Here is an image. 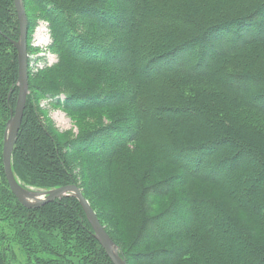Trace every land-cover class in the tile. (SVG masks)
<instances>
[{
    "label": "trees",
    "instance_id": "obj_1",
    "mask_svg": "<svg viewBox=\"0 0 264 264\" xmlns=\"http://www.w3.org/2000/svg\"><path fill=\"white\" fill-rule=\"evenodd\" d=\"M34 1L50 21L54 50L62 58L66 57L71 68L78 66L90 72L104 70L127 74L133 82V90L125 98H129L138 113L134 129L138 141H148L162 160L181 167L189 180L198 178L212 182L226 196L225 203L210 200L198 196L196 190L189 187L190 198L195 196L190 200L193 209L188 205L186 209L189 221L172 233H183L189 244L187 249L198 255L204 264H264V185L260 187L256 180V176L264 174V107L254 103L255 99L264 104L261 102L264 99V0H181L174 8H169L168 0H132L138 14L131 18L133 26L127 25L125 15L120 12L126 0ZM24 2L27 8L26 0ZM86 13L92 19L83 18ZM27 16L30 24L28 12ZM95 19L101 21H92ZM126 25L129 33L120 30ZM118 33L129 37L125 46H116L122 39L116 37ZM19 37L14 0H0L1 157L5 129L18 99V54L12 41ZM195 47L196 55L192 53ZM191 58L195 68L189 63ZM186 80L218 84L256 113L236 110L230 114L228 107L224 109L228 101L224 93L199 88L190 94L191 88L186 90ZM242 84L248 87H239ZM99 89L71 90L64 99L80 109H87L86 106L93 103L103 106L126 102L120 92L107 94L108 90ZM35 109L29 88L13 152L16 176L23 185L45 191L76 184L87 199L71 175L70 163L57 138L34 117ZM32 122L38 128L36 145L29 131ZM226 136L238 137L240 141L236 143ZM44 145L46 151L42 149ZM215 147L219 148L214 150ZM114 153L110 159L115 161L117 172L122 175V186L126 183L123 191H115L117 209L121 215L130 216L123 211L125 202L130 195V198L135 195L139 198L136 197V202L141 201L146 187L142 188L140 180L128 168H123L121 156L115 157L118 152ZM205 171L207 174L202 173ZM223 172L227 174L220 176ZM6 185L9 188L7 181ZM138 191L141 194L138 195ZM138 206L135 217L143 223L135 238L137 245L143 243L144 229L156 227L158 219L165 215L151 218L147 215V207L141 202ZM6 208L9 213H2ZM95 211L117 243L121 256L130 264L127 249ZM0 215V221L10 218L15 229L9 237L11 241L5 242L3 233L0 235V264H11L13 244L21 240L29 251L28 257L35 261L33 264H113L96 239L76 197L27 208L10 188L8 192L5 187L0 189ZM57 234L62 238L61 243L48 240L49 235ZM67 236L74 237L71 241L75 243L76 254L66 243ZM152 241L150 238L147 245H153ZM140 248L143 249L142 245ZM178 251L181 250L173 252L158 247L147 251L145 256L152 264H176ZM156 256L159 260L154 259ZM66 259L69 261H64Z\"/></svg>",
    "mask_w": 264,
    "mask_h": 264
},
{
    "label": "rangeland",
    "instance_id": "obj_2",
    "mask_svg": "<svg viewBox=\"0 0 264 264\" xmlns=\"http://www.w3.org/2000/svg\"><path fill=\"white\" fill-rule=\"evenodd\" d=\"M177 1L168 0L167 4L169 3V8H174L181 3V0ZM26 4V10L30 14V20H32L29 24L27 45L30 75L29 88L32 94L33 105L36 107V111L33 112L35 113L34 117H38L42 122L40 123L57 138L65 154L63 155L68 159V163H70L71 175H73L86 193L87 200L90 202L92 208L94 207L93 209L100 213L101 219L107 229L127 249L131 258L130 264H152L149 258L145 256V253L158 247H166L173 252L181 250L178 251L179 255L176 259V264H204L198 255L190 253L187 249L189 244L185 242L186 237L183 233L176 234L172 232L182 229V226L189 221L186 209H188L187 205L190 207V210L193 209L194 205L190 204V200L195 197L190 198L189 187L194 188L198 196L225 203L228 200L224 193L216 184H212V182L207 180H200L198 178L189 180L190 177L181 167L162 160L160 154L148 141H138L134 132L138 124V113L133 104L129 102V98H125V96L129 97L130 91L133 90L134 86L127 74L121 75L117 72L115 74L104 70L90 72L78 66L71 68L72 64L66 62V59H64L66 57L63 56L62 58V55L57 50H54V34L50 27V21L44 15V12L37 7L34 0H26ZM134 6L132 0H126V3L120 8V12L125 15L124 21L130 26L134 25L131 18H136L138 15ZM83 18L92 19L91 15L87 13L84 14ZM92 21L101 20L95 19ZM98 23L100 24L101 22ZM127 25L125 28L121 27L120 30L124 29L125 32L129 33L130 28ZM109 26L117 28L115 25ZM117 29L119 30V28ZM115 35L122 38L121 41L116 42L117 47L125 46L128 43V36L124 37L121 33ZM192 50V53L196 55V47ZM210 59L211 57H209ZM174 62L170 61V63ZM193 62L194 60L191 58L189 63L193 64ZM191 67L195 68L194 64ZM184 82L188 84L186 88L187 92L191 88L190 94L199 88L217 89L221 93H224L227 98L226 100H228V106L226 105L224 109L228 107L230 114L236 110L256 113L252 109H247L238 99L230 96L229 94L231 93L218 84L215 85L208 81L191 82L190 80H186ZM234 82L233 80L231 81L235 87ZM239 87L244 88L248 86L247 84H242ZM88 88L108 90L105 91L107 94L120 92L126 102L122 105L110 103L103 106H95L96 103H93L86 106L87 109H80L73 104H68L64 99L66 94L71 92V90H84ZM261 102L264 103V99ZM254 103L256 104H254L255 106L264 107V104L261 105L255 99ZM228 112H223V114ZM32 124L34 123L32 122ZM32 124L29 126V131L36 145L38 140L36 131L38 128L35 124ZM129 133L132 136L129 137ZM226 138H233L236 143L240 141L238 137L226 136ZM118 140H121L120 143H117ZM117 146L119 147L116 148ZM218 148L215 147L214 150ZM42 149L46 151V145L42 146ZM90 151L92 153H89ZM23 152L25 153V150ZM112 152H115L114 154L118 152L116 156L113 155L112 157L121 156L120 163L122 162L125 166L123 168H128L140 180L142 188L146 187V192L140 197L141 201L138 200L136 202L137 196L135 195V198H130L132 197L130 195L129 201L125 202L123 211L129 213L130 216L127 214L125 216L121 215L119 209H117L118 200L116 201L115 191L120 189L123 191L126 183L122 186V175L117 172L118 168L115 165V161L110 159V155L113 154ZM45 153L48 154V152ZM170 155L174 156L172 152ZM206 172L202 173L207 174ZM226 174L227 172H223L220 176ZM216 178L220 179L219 177ZM256 180L260 187L264 185V174L256 176ZM6 181L2 155V157L0 156V189L6 187L9 192L10 187H7ZM186 181L188 182L186 183ZM183 182L186 184H182ZM232 182H234L233 179ZM139 194H141V191H138ZM140 202L144 207H147V215L151 216V218L162 213H165V215H162L158 219L156 227L144 229L142 236L143 243L137 245L135 238L138 237L139 233L137 232L143 223L142 220L135 217V211H137V208L139 209L138 204ZM199 212H202V209ZM2 213H9V210L6 208ZM0 217L2 216L0 215ZM2 220L5 221H0V235L3 233V240L5 239V242L11 241L9 237H12L15 231L11 224L12 220L6 217ZM151 225L152 223L150 222ZM58 229L61 230V228ZM33 238L36 239L35 236ZM73 238V236H67L66 243L72 249V253L76 254L73 248L75 243L71 241ZM150 238L154 240L152 241L153 245H147ZM26 240L24 237L23 241ZM48 240L56 244L62 242V238L58 234L49 235ZM159 241L160 243H158ZM140 245H142L143 249L140 248ZM12 251L14 256L11 264L35 263L33 259L28 257L29 251L22 240L20 242L17 241V244H13ZM83 252L85 251L81 253ZM40 255L44 254L41 252ZM154 259L159 260V256H156ZM64 261L69 260L66 259Z\"/></svg>",
    "mask_w": 264,
    "mask_h": 264
},
{
    "label": "water",
    "instance_id": "obj_3",
    "mask_svg": "<svg viewBox=\"0 0 264 264\" xmlns=\"http://www.w3.org/2000/svg\"><path fill=\"white\" fill-rule=\"evenodd\" d=\"M14 4L20 25V37L18 40L12 41L18 54L19 92L16 107L11 111V118L7 123L4 135L3 169L9 187L17 200L27 208H38L64 197H76L94 230L96 239L104 248L113 264H128L121 256L117 243L101 224L96 212L76 184L65 185L48 191L38 190L23 185L14 172L13 152L22 126L29 93V56L27 45L29 21L24 0H14Z\"/></svg>",
    "mask_w": 264,
    "mask_h": 264
}]
</instances>
